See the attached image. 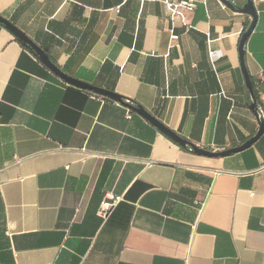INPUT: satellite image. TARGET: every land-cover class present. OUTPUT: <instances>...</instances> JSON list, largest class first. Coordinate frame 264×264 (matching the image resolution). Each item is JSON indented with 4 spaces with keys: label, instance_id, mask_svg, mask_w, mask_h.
<instances>
[{
    "label": "crops",
    "instance_id": "1",
    "mask_svg": "<svg viewBox=\"0 0 264 264\" xmlns=\"http://www.w3.org/2000/svg\"><path fill=\"white\" fill-rule=\"evenodd\" d=\"M0 0L68 75L122 95L193 144L259 131L222 0ZM238 8L248 0H233ZM245 46L264 107V0ZM177 35V40L171 36ZM123 200L104 219L108 196ZM0 264H264V133L210 158L55 75L0 24Z\"/></svg>",
    "mask_w": 264,
    "mask_h": 264
},
{
    "label": "water",
    "instance_id": "2",
    "mask_svg": "<svg viewBox=\"0 0 264 264\" xmlns=\"http://www.w3.org/2000/svg\"><path fill=\"white\" fill-rule=\"evenodd\" d=\"M224 4L229 6L230 8L236 9L242 13H245L251 17V23L248 29L244 32L242 35L240 45H239V54H240V63H241V69L244 74L246 86L250 92L252 103L251 108L256 116V119L259 123V131L255 136H253L251 139H249L247 142L242 144L241 146L230 148L227 150L222 151H212L207 150L204 148H201L192 142L182 138L178 133L168 128L164 123H162L158 118H156L151 112L143 108L141 105L136 104L134 101L123 97L122 95L92 85L85 83L83 81H80L70 75H68L62 68H60L54 61L51 60V58L48 56V54L44 51L43 48H41L39 45H37L31 38H29L26 34L21 32L15 25H13L10 21L4 19L0 16V24L5 26L8 30H10L19 41H21L27 48H29L43 63L45 66H47L55 75L60 77L62 80L67 82L70 85L76 86L78 88H81L83 90L90 91L96 95L103 96L109 99H112L116 102H119L128 108L132 109L133 111L137 112L141 116H143L146 120H148L152 125H154L156 128H158L163 134H165L167 137H169L171 140L176 142L178 145L182 146L183 148H186L190 150L191 152H194L197 155L210 157V158H217V157H227L234 153H238L240 151H243L250 146H252L264 133V107L260 105L256 99L254 90H253V83L251 80L250 73L248 71L247 65H246V59H245V46L248 38L250 37L251 33L254 31L257 23V10L255 6V2L253 0H248L244 6L241 8H238L233 0H222Z\"/></svg>",
    "mask_w": 264,
    "mask_h": 264
},
{
    "label": "built area",
    "instance_id": "3",
    "mask_svg": "<svg viewBox=\"0 0 264 264\" xmlns=\"http://www.w3.org/2000/svg\"><path fill=\"white\" fill-rule=\"evenodd\" d=\"M255 3L261 0H253ZM166 6L171 14H180L182 10L193 11L196 8V3L193 0H180L178 2H167ZM172 40H177V35L171 36ZM123 200L120 196L108 195L102 202L99 214L104 219H107L113 212V210Z\"/></svg>",
    "mask_w": 264,
    "mask_h": 264
},
{
    "label": "trees",
    "instance_id": "4",
    "mask_svg": "<svg viewBox=\"0 0 264 264\" xmlns=\"http://www.w3.org/2000/svg\"><path fill=\"white\" fill-rule=\"evenodd\" d=\"M20 43L25 47V48H27L21 41H20ZM27 49H29V48H27ZM30 50V49H29ZM31 51V50H30ZM32 52V51H31ZM33 53V52H32Z\"/></svg>",
    "mask_w": 264,
    "mask_h": 264
}]
</instances>
